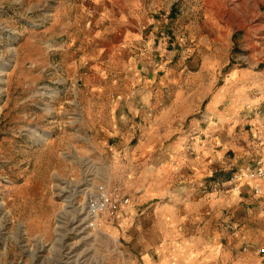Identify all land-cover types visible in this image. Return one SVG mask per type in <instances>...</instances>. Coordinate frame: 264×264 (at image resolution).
<instances>
[{
  "label": "rangeland",
  "instance_id": "rangeland-1",
  "mask_svg": "<svg viewBox=\"0 0 264 264\" xmlns=\"http://www.w3.org/2000/svg\"><path fill=\"white\" fill-rule=\"evenodd\" d=\"M144 2L158 18L188 15L183 28H193L184 32V48L189 44L196 54L198 45L203 55L224 64L207 103L223 91L216 108L229 110L238 101L234 95L245 90L239 110L226 116H233L228 128L235 129L230 132L234 143L242 142L243 132L251 138L245 147L226 153L221 172L230 178L242 166L253 167L251 129L254 119L264 118V0ZM96 11L92 0H0V264H134L110 229L115 221L100 218L90 226L85 213L88 187L106 183L112 199L128 197L109 183L118 160L106 144L119 136L89 130L87 119L103 116L84 113L108 101L92 95L97 86L83 83L84 70L65 59L67 50L97 44V20L89 17ZM90 23L92 32L86 34ZM174 37L170 34L169 40ZM235 68L250 72L241 88L234 82L225 85ZM222 119L210 115L202 123Z\"/></svg>",
  "mask_w": 264,
  "mask_h": 264
},
{
  "label": "crops",
  "instance_id": "crops-1",
  "mask_svg": "<svg viewBox=\"0 0 264 264\" xmlns=\"http://www.w3.org/2000/svg\"><path fill=\"white\" fill-rule=\"evenodd\" d=\"M92 2L97 13L89 17L97 20L98 42L67 50L65 59L84 70L83 83L97 86L92 95L108 101L84 108L86 116H103L88 118V129L119 136L106 144L118 160L109 183L130 203L110 226L112 233L121 237L134 264H264V180L254 181L249 172L264 167V118L254 119L251 129L254 166H242L229 178L221 172L226 153L251 138L243 132L242 142L234 143L235 129L228 128L233 116H226L239 110L245 90L234 95L238 101L229 110L216 108L223 91L207 103L224 64L203 55L198 45L196 54L189 44L184 48V32L193 28H183L188 15L155 17L144 0ZM86 31L92 32L91 23ZM248 73L231 69L225 85L241 88ZM249 84L254 89V78ZM210 115L225 119L202 123Z\"/></svg>",
  "mask_w": 264,
  "mask_h": 264
},
{
  "label": "built area",
  "instance_id": "built-area-1",
  "mask_svg": "<svg viewBox=\"0 0 264 264\" xmlns=\"http://www.w3.org/2000/svg\"><path fill=\"white\" fill-rule=\"evenodd\" d=\"M250 177L254 181L264 180V167L257 166L249 170ZM254 194L260 192V186L256 183L253 186ZM85 213L90 220L89 225L94 226L98 219H102L106 223H112L116 220L118 213L123 206L129 204L128 197L112 199L108 193L106 183L98 184L93 189L86 188L84 191Z\"/></svg>",
  "mask_w": 264,
  "mask_h": 264
}]
</instances>
